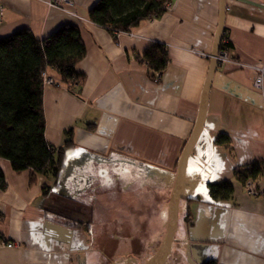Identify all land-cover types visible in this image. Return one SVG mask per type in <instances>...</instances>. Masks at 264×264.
<instances>
[{"label":"crops","instance_id":"crops-1","mask_svg":"<svg viewBox=\"0 0 264 264\" xmlns=\"http://www.w3.org/2000/svg\"><path fill=\"white\" fill-rule=\"evenodd\" d=\"M48 1L0 0V38L29 28L42 40L62 25H77L86 80L70 88L46 72L53 80L43 91L47 141L62 147L73 131L57 186L52 176L32 184L29 170L16 172L0 158L6 182L0 187V264H99L103 242H112L116 229L155 234L157 215L166 231L178 160L211 68L221 0H172L160 18L116 36L89 20L98 0H72L76 15ZM224 2L227 54L246 65L264 64V0ZM154 43L169 54L158 82L138 59ZM256 77L254 69L233 63H219L213 75L174 241L187 264H264V172L255 181L257 196L235 175L255 163L264 167V87L255 88ZM221 133L230 136L231 148L215 142ZM223 181L234 183L233 197L212 200L209 184ZM44 185L51 188L46 196Z\"/></svg>","mask_w":264,"mask_h":264},{"label":"trees","instance_id":"trees-1","mask_svg":"<svg viewBox=\"0 0 264 264\" xmlns=\"http://www.w3.org/2000/svg\"><path fill=\"white\" fill-rule=\"evenodd\" d=\"M172 0H98L89 10L94 24L113 35L131 32L141 22L160 18ZM232 44L221 42V50ZM86 55V46L79 26L65 24L40 40L29 28H21L0 38V158L11 163L16 172L30 171V182L38 176H52L57 186L66 167V150L74 145L72 129L64 146L55 147L46 138V118L43 109V74L54 71L60 82L70 88L82 86L86 75L79 63ZM138 59L148 66L153 77H159L169 64L167 48L154 43L139 54ZM216 143L231 148L227 134H219ZM261 163L238 169L236 177L245 187L263 174ZM256 184V183H255ZM5 173L0 168V187L5 188ZM257 185V184H256ZM258 187V186H257ZM259 189V188H258ZM51 188L44 185L46 196ZM232 181L209 184L212 200L225 201L233 197ZM204 264H217L207 261Z\"/></svg>","mask_w":264,"mask_h":264},{"label":"water","instance_id":"water-1","mask_svg":"<svg viewBox=\"0 0 264 264\" xmlns=\"http://www.w3.org/2000/svg\"><path fill=\"white\" fill-rule=\"evenodd\" d=\"M225 12V2L221 0L219 28L211 55V68L206 81L197 120L178 160L176 180L169 201V224L165 237L163 239L151 231H143L136 227L116 229L113 236L114 240L109 243L103 242L105 246L102 248L103 252H101L99 257L100 264H107L110 261L114 264H122L127 261H130L131 264H135V262L138 264H143L144 262H146L145 264H187L183 255L175 249V234L178 228L179 208L182 199L186 166L205 126L211 82L219 65L218 57L225 33Z\"/></svg>","mask_w":264,"mask_h":264},{"label":"built area","instance_id":"built-area-1","mask_svg":"<svg viewBox=\"0 0 264 264\" xmlns=\"http://www.w3.org/2000/svg\"><path fill=\"white\" fill-rule=\"evenodd\" d=\"M49 6L58 8L64 11H67L69 13H73V15H76L75 12H72V8L74 7V2L72 0H49L48 1ZM119 34V33H118ZM228 41H226L227 43ZM227 48L224 50L220 49V55L218 57L219 63H233L238 67H243V68H251L257 71V77L255 79V88L257 89H263L264 87V64L262 65H246L241 63L240 61H237L236 59L230 57L227 54ZM194 53L199 54L198 51L192 50ZM203 56H208L204 55ZM43 79H44V85H50L53 83V80L50 79L46 73L43 74ZM160 80L159 74H157V77L155 78V81L158 82ZM245 189L249 195L252 196H257L259 194V189L255 182L252 179H249L246 184H245ZM15 243H9L8 247H15Z\"/></svg>","mask_w":264,"mask_h":264},{"label":"rangeland","instance_id":"rangeland-1","mask_svg":"<svg viewBox=\"0 0 264 264\" xmlns=\"http://www.w3.org/2000/svg\"><path fill=\"white\" fill-rule=\"evenodd\" d=\"M113 172H117V170L113 169ZM160 197V195H157V199ZM181 210L180 209V214H181ZM156 221L158 222L159 219L156 215L155 217V220H154V223H155V227H154V232H155V235L159 236V237H162L164 239L165 237V234L167 232V229H168V224H169V209H168V218H165L163 221L164 223L167 222V225H166V231H165V227L162 229V227H158V225L161 223H158L156 224ZM178 222H180V220H178ZM179 224V223H178ZM163 241V240H162ZM100 264V263H99Z\"/></svg>","mask_w":264,"mask_h":264},{"label":"flooded vegetation","instance_id":"flooded-vegetation-1","mask_svg":"<svg viewBox=\"0 0 264 264\" xmlns=\"http://www.w3.org/2000/svg\"><path fill=\"white\" fill-rule=\"evenodd\" d=\"M150 257V256H149ZM148 260V259H147ZM146 262H144L143 264H145ZM107 264H114L112 261H110ZM122 264H131L130 261H127L126 263H122ZM135 264H138L137 262H135Z\"/></svg>","mask_w":264,"mask_h":264}]
</instances>
